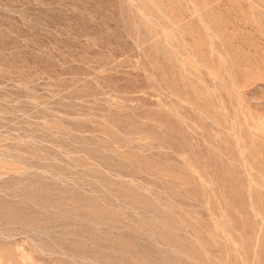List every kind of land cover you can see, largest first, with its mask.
Returning <instances> with one entry per match:
<instances>
[{
  "label": "rangeland",
  "instance_id": "rangeland-1",
  "mask_svg": "<svg viewBox=\"0 0 264 264\" xmlns=\"http://www.w3.org/2000/svg\"><path fill=\"white\" fill-rule=\"evenodd\" d=\"M263 63L264 0H0V264H264Z\"/></svg>",
  "mask_w": 264,
  "mask_h": 264
},
{
  "label": "bare ground",
  "instance_id": "bare-ground-1",
  "mask_svg": "<svg viewBox=\"0 0 264 264\" xmlns=\"http://www.w3.org/2000/svg\"><path fill=\"white\" fill-rule=\"evenodd\" d=\"M264 64V63H263ZM261 138V137H260Z\"/></svg>",
  "mask_w": 264,
  "mask_h": 264
}]
</instances>
